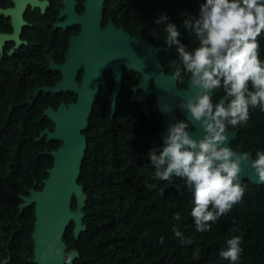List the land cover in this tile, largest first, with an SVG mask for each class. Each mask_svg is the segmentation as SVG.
I'll return each mask as SVG.
<instances>
[{"label":"trees","instance_id":"obj_1","mask_svg":"<svg viewBox=\"0 0 264 264\" xmlns=\"http://www.w3.org/2000/svg\"><path fill=\"white\" fill-rule=\"evenodd\" d=\"M200 3L105 0L104 11L132 35L140 31L151 44L161 43L160 61L165 72L172 74L179 62L176 46L164 43L163 25H156L154 18L165 12L180 29L181 42L191 48L196 44L195 35L182 22L188 15L198 16ZM25 39L11 53H0V263L7 259L5 264H37L32 260L34 204L21 207V203L30 188H42L53 163L50 151L62 144L61 140H47L46 135L38 139L42 130L54 127L45 108L77 97L72 91L39 90L35 94L61 78L59 70L47 65L50 59L63 61L69 35L59 30L55 35L29 34ZM257 39L264 59V31ZM104 73L110 77L111 69ZM189 76L179 75L178 86H187ZM141 78L138 71L124 66L113 115L108 94L114 81L110 78L102 84L83 130L87 147L77 178L85 194L83 229L75 236L70 221L63 234L67 251L78 252L73 264H229L218 250L233 235L242 236L238 264H264V184L242 180L240 200L215 222L209 221L207 231L197 232L189 215L191 192L183 178L173 176L167 183L152 178L153 166L146 153L161 145L162 116L154 93L147 97L149 114L144 112L141 89L134 92L131 87ZM222 98V89L213 93L214 101ZM177 119L185 117L177 111ZM226 130L237 131L230 143L235 151L264 149V111L259 107H250L245 123L229 125ZM71 208H76L75 197ZM177 213L179 221L173 218ZM173 224L192 237L193 243L181 244L172 232ZM197 247L199 258L193 255Z\"/></svg>","mask_w":264,"mask_h":264},{"label":"clouds","instance_id":"obj_2","mask_svg":"<svg viewBox=\"0 0 264 264\" xmlns=\"http://www.w3.org/2000/svg\"><path fill=\"white\" fill-rule=\"evenodd\" d=\"M154 23L163 25L164 43L176 46L179 62L175 74L188 73L196 91L183 101L190 118L171 123L163 134L162 150L152 146L146 154L154 180L167 183L173 176L183 178L192 197L189 215L195 230L203 232L211 227L209 221L215 222L242 197L243 165H250L264 181V149L237 152L227 143L226 132L227 126L249 119L250 107L264 111V59L257 39L264 31V0H201L198 16L188 15L182 22L195 35L196 44L191 48L181 42L180 29L165 12H160ZM218 89H222L223 98L214 101L212 94ZM194 122L202 135L192 134L197 130L192 128ZM173 218L179 221L180 215ZM172 232L181 244L193 243L176 224ZM241 241L240 235L227 238L219 256L229 264H238ZM47 250L51 255L54 245L48 243ZM193 255L199 258L198 247Z\"/></svg>","mask_w":264,"mask_h":264},{"label":"water","instance_id":"obj_3","mask_svg":"<svg viewBox=\"0 0 264 264\" xmlns=\"http://www.w3.org/2000/svg\"><path fill=\"white\" fill-rule=\"evenodd\" d=\"M64 2V11L69 12V18L59 25L65 27L68 23L80 22L81 30L77 35L70 37L63 62L55 64L51 61L49 64V67L60 71V80L54 85L38 88L35 94L39 90L53 93L72 91L77 97L67 105L61 102L55 110L51 107L44 110L48 118L54 122V127L52 130L48 128L42 130L38 139L46 135L47 140H61L62 144L50 151L53 163L47 170L48 175L43 179L42 188L39 190L30 188V194L23 196L24 201L21 203V207L34 204L32 260L37 264H73L78 255L74 249L67 251L63 234L70 221L74 222L75 236L83 229L81 207L84 206L85 194L82 186L77 183L87 147L83 130L87 127L100 86L108 79L104 75V69L112 70L114 80V86L109 94L111 115L116 107L117 94L122 87L123 66L138 71L142 76V80L134 89H142L140 100L146 114H149L147 97L151 93L156 95L158 112L162 116L160 150L164 146L163 134H166L167 127L175 122L177 111L185 118H190V114L183 107V101L196 91L195 86H191L190 76L187 86L179 87L175 71L172 74L165 72L159 57V52L163 50L161 43L153 45L141 32L137 36H131L111 23L101 30L99 23L103 0H87L84 14L77 17L72 16L73 5L66 0ZM11 37L17 39L15 36L0 35V44L4 38ZM81 67L83 74L79 82L77 76ZM192 126L193 130L195 127L197 129L192 133L194 136L203 134L198 122H194ZM226 132L229 135L227 143L231 147L230 143L236 138L237 131ZM248 152L252 153V150ZM240 178L241 181L249 179L254 184H264L248 164L243 165ZM74 197L76 208L72 209ZM48 243L54 245L51 255H48ZM6 261L7 259H4L0 264H5Z\"/></svg>","mask_w":264,"mask_h":264},{"label":"flooded vegetation","instance_id":"obj_4","mask_svg":"<svg viewBox=\"0 0 264 264\" xmlns=\"http://www.w3.org/2000/svg\"><path fill=\"white\" fill-rule=\"evenodd\" d=\"M66 1L70 2V4L73 5L72 6L73 17L81 16L84 14L87 7L86 6L87 0H66ZM104 2L105 0H103V10L101 13V21L99 23V28L101 30L105 29L107 25L111 23L116 28H122L125 32L129 33L131 36H137L140 31L136 35H132L129 31L125 30L123 26L118 25L117 22L115 23L113 21L112 16H108V14H106V12L104 11L105 9ZM64 8H65L64 0H0V35L17 37V39L12 37L4 38L0 44V53L1 54L3 52L11 53L13 50L18 49L22 44L27 42L25 36L29 34L46 33L49 35H55L59 33V30H63L65 33L69 35V39L71 36L77 35L81 30L80 22L68 23L65 27L59 25L60 22H63L64 20L69 18V12L64 11ZM17 42L18 45H16ZM51 61H53L55 64H60L50 59L47 67L49 69L51 68L53 70H57L54 69L53 67H49ZM82 74H83V68L81 67L77 76V80L79 82L81 80ZM123 75H124V66H123ZM105 77L108 78L107 81L110 78L112 79V70H111V76L109 77L105 75ZM137 84L131 86L134 92H136L138 89H141V88L134 89L137 86ZM179 87H186V86H179ZM141 93H142V89L139 95ZM109 94H108V98H109ZM61 102L64 101H60L55 108H53L51 105H48L47 107H51L52 109L55 110L57 109L58 105ZM65 104L67 105L68 103Z\"/></svg>","mask_w":264,"mask_h":264}]
</instances>
